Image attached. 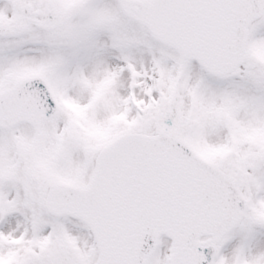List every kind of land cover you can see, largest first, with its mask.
Listing matches in <instances>:
<instances>
[{"label":"snow or ice","instance_id":"obj_1","mask_svg":"<svg viewBox=\"0 0 264 264\" xmlns=\"http://www.w3.org/2000/svg\"><path fill=\"white\" fill-rule=\"evenodd\" d=\"M0 264H264V0H0Z\"/></svg>","mask_w":264,"mask_h":264}]
</instances>
